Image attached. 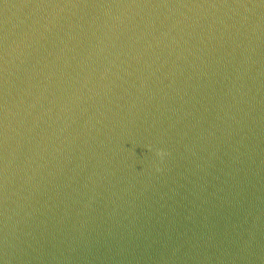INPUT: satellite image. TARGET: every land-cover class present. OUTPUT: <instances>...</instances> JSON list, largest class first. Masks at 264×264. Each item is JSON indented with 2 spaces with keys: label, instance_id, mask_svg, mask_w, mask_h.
Listing matches in <instances>:
<instances>
[{
  "label": "water",
  "instance_id": "water-1",
  "mask_svg": "<svg viewBox=\"0 0 264 264\" xmlns=\"http://www.w3.org/2000/svg\"><path fill=\"white\" fill-rule=\"evenodd\" d=\"M0 264H36V263L16 259L5 255H0Z\"/></svg>",
  "mask_w": 264,
  "mask_h": 264
},
{
  "label": "snow or ice",
  "instance_id": "snow-or-ice-1",
  "mask_svg": "<svg viewBox=\"0 0 264 264\" xmlns=\"http://www.w3.org/2000/svg\"><path fill=\"white\" fill-rule=\"evenodd\" d=\"M3 2V0H0V3H2Z\"/></svg>",
  "mask_w": 264,
  "mask_h": 264
}]
</instances>
